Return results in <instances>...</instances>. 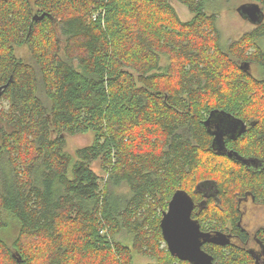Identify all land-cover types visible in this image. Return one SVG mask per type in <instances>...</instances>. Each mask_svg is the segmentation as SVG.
<instances>
[{"label":"trees","instance_id":"16d2710c","mask_svg":"<svg viewBox=\"0 0 264 264\" xmlns=\"http://www.w3.org/2000/svg\"><path fill=\"white\" fill-rule=\"evenodd\" d=\"M225 1L0 0V264H190L161 229L179 190L203 231L247 243L239 204H264V73L250 69L264 21L223 44ZM211 114L246 124L225 145L260 168L215 149ZM203 249L255 264L235 243Z\"/></svg>","mask_w":264,"mask_h":264},{"label":"water","instance_id":"95a60500","mask_svg":"<svg viewBox=\"0 0 264 264\" xmlns=\"http://www.w3.org/2000/svg\"><path fill=\"white\" fill-rule=\"evenodd\" d=\"M240 16L253 25H259L264 21V11L256 3L243 5L237 9ZM235 120V119H234ZM211 117L205 122L206 126L211 123ZM233 127L238 129L241 126L240 134L246 131V124L236 120ZM218 151L223 152L222 133L216 130L214 133ZM230 158L235 157L249 166L254 159H246L236 152H228ZM195 202L185 191H177L170 203L168 210L163 213L161 229L164 241L173 257L190 264H214V258L203 249L205 244L215 246H229L232 238L224 232L214 233L203 231L198 220L193 218Z\"/></svg>","mask_w":264,"mask_h":264},{"label":"rangeland","instance_id":"374dc122","mask_svg":"<svg viewBox=\"0 0 264 264\" xmlns=\"http://www.w3.org/2000/svg\"><path fill=\"white\" fill-rule=\"evenodd\" d=\"M252 3L249 0H227L224 2L221 12L217 20V28L221 34V41L223 44L229 43L232 40L240 38L243 34L253 30L256 25L251 24L248 20L243 19L238 13L237 9L243 5ZM179 16L184 21H189L192 14L186 6L181 3L173 2ZM264 48V40L261 42ZM25 58H27V50L20 51ZM251 72L255 75L263 74L264 69L256 65L251 66ZM96 138L94 131H89L86 134L66 135L65 153L76 156V152L84 147L91 146ZM98 167V163L95 164ZM94 169L98 172V169ZM72 177L71 170L69 172ZM205 189V188H204ZM246 211L243 217V225L250 233L254 234L258 229L264 228V208H257L252 204L243 205ZM135 264H147L152 262L150 258L134 255Z\"/></svg>","mask_w":264,"mask_h":264},{"label":"flooded vegetation","instance_id":"af4514ba","mask_svg":"<svg viewBox=\"0 0 264 264\" xmlns=\"http://www.w3.org/2000/svg\"><path fill=\"white\" fill-rule=\"evenodd\" d=\"M211 118H213L210 123L211 124L210 126L212 127V132L214 133L216 130H218L222 133V142H223V149H224L223 153L230 152L226 148L225 141L228 138L236 139V137L240 134L241 126H239L238 129L235 130L233 126L237 124V122L236 120L232 119L230 116L222 117L219 114H217L214 116L212 115ZM215 147H216L215 149H218L216 144H215ZM249 167H253L254 169H257V168H260L261 165H259V163H257L256 161H252L249 164ZM248 204H252L257 208H264V204L256 201L255 198L252 196L246 197L239 204V208L241 211V217H242V223H241V225L243 226L242 230L243 232L248 231V234H249V239L247 243L243 245L241 236L239 234H230V233H226V234L232 238V243H235L239 247L245 248L247 250V252L250 254L252 259L254 260L255 264H264V233L260 232V229L264 231V228H260L257 230L256 233L252 234L243 225V217H244V213L246 212L243 209V205H248ZM211 233H214V231H212Z\"/></svg>","mask_w":264,"mask_h":264},{"label":"built area","instance_id":"2783aa9c","mask_svg":"<svg viewBox=\"0 0 264 264\" xmlns=\"http://www.w3.org/2000/svg\"><path fill=\"white\" fill-rule=\"evenodd\" d=\"M97 16H98V14L95 13L94 16H93V19L96 20Z\"/></svg>","mask_w":264,"mask_h":264},{"label":"bare ground","instance_id":"6f19581e","mask_svg":"<svg viewBox=\"0 0 264 264\" xmlns=\"http://www.w3.org/2000/svg\"><path fill=\"white\" fill-rule=\"evenodd\" d=\"M212 115L214 116V114H211L210 117H211ZM215 115H216V114H215ZM210 117H209V118H210Z\"/></svg>","mask_w":264,"mask_h":264}]
</instances>
